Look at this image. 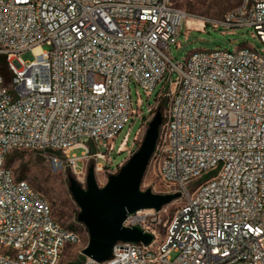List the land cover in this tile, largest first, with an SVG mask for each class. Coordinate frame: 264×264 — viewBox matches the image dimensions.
<instances>
[{"label":"built area","instance_id":"built-area-1","mask_svg":"<svg viewBox=\"0 0 264 264\" xmlns=\"http://www.w3.org/2000/svg\"><path fill=\"white\" fill-rule=\"evenodd\" d=\"M185 19L170 0H0L8 73L0 63V264H58L66 244L81 240L14 177L7 157L35 150L54 173L88 165L98 173L115 137L141 117L131 86L150 95L159 84L141 128L166 104L152 159L166 193H179L177 207L165 218L164 208L129 214L123 226L153 240L118 242L110 259L81 264H264V0H242L214 23L252 28L261 49L196 50L174 61L167 51ZM132 147L127 158L136 137Z\"/></svg>","mask_w":264,"mask_h":264},{"label":"rangeland","instance_id":"rangeland-1","mask_svg":"<svg viewBox=\"0 0 264 264\" xmlns=\"http://www.w3.org/2000/svg\"><path fill=\"white\" fill-rule=\"evenodd\" d=\"M172 5L181 9L186 14V19L181 25L180 34L176 44L170 46L167 53L174 61H182L188 54L196 50L227 49L233 51L241 46H252L261 49L257 35L252 28L223 29L218 28L214 23L226 12L237 7L242 0H170ZM48 49L43 46V50ZM24 61L33 59L30 52L22 55ZM163 84H159L156 89L148 95L141 88L134 85L130 88L133 109L141 115L130 118L120 133L112 141L113 152L110 154L108 166L102 171L95 173L96 182L99 187H103L110 175L116 174L120 167L127 161V151L132 147V142L136 137V149L140 146L145 131L148 127H142V119L147 117V107L155 105L158 92L163 91ZM165 105L161 109V115L165 113ZM134 123L132 124V121ZM129 132L124 151L118 153L117 147L122 142L125 134ZM101 144V143H100ZM104 151L103 148H101ZM81 149H74L70 155L81 156ZM5 165L11 170L18 180L26 181L35 191L43 195L50 203L52 215L55 220L65 229L75 231L81 235L79 243H68L62 251L58 264H75L81 257L82 250L88 243V233L86 228L77 221L79 208L73 200L69 191V178H74L83 188L86 187L85 177L87 169L80 174L74 175L68 168L59 172L50 171L46 153L35 150H16L6 159ZM158 163L152 157L144 173L142 189H151L156 194H165L167 188L160 182L157 175ZM177 207L176 202L164 206L167 210L161 217L171 216ZM175 253L171 254L174 259Z\"/></svg>","mask_w":264,"mask_h":264},{"label":"water","instance_id":"water-1","mask_svg":"<svg viewBox=\"0 0 264 264\" xmlns=\"http://www.w3.org/2000/svg\"><path fill=\"white\" fill-rule=\"evenodd\" d=\"M162 115L155 112L136 151L116 174L110 175L103 187H99L94 167L87 169L86 187L69 178V191L79 208L77 221L87 230L88 243L82 255L96 262L111 258L112 248L118 243L149 244L153 235L143 232L139 226H123L129 214L138 210L160 211L179 198V193L156 194L142 189V180L154 153Z\"/></svg>","mask_w":264,"mask_h":264},{"label":"trees","instance_id":"trees-1","mask_svg":"<svg viewBox=\"0 0 264 264\" xmlns=\"http://www.w3.org/2000/svg\"><path fill=\"white\" fill-rule=\"evenodd\" d=\"M0 63H1V65H2V70H3V72H4V75L8 77V73H7L6 70H5L6 62H5V58H4L3 56H0ZM162 107H163V103H161V104L159 105V111H160V113H161V109H162ZM85 259H86V258H85L84 256H81V257L75 262V264H81V263H83V262L85 261Z\"/></svg>","mask_w":264,"mask_h":264},{"label":"bare ground","instance_id":"bare-ground-1","mask_svg":"<svg viewBox=\"0 0 264 264\" xmlns=\"http://www.w3.org/2000/svg\"><path fill=\"white\" fill-rule=\"evenodd\" d=\"M38 51L37 49L35 50V52Z\"/></svg>","mask_w":264,"mask_h":264}]
</instances>
